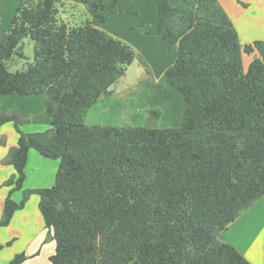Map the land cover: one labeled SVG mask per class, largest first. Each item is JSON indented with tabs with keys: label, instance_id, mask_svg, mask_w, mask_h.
<instances>
[{
	"label": "trees",
	"instance_id": "1",
	"mask_svg": "<svg viewBox=\"0 0 264 264\" xmlns=\"http://www.w3.org/2000/svg\"><path fill=\"white\" fill-rule=\"evenodd\" d=\"M172 1L155 0L154 30L176 48L164 80L183 98L178 127L85 122L136 52L90 20L62 19L59 0H21L0 29V96L44 93L50 118L49 129L24 132L27 118L0 112V125L17 132L2 160L15 173L0 227L37 194L55 241L51 264H252L219 234L264 195V40L242 44L218 0ZM116 3H93L94 16L103 21ZM25 37L32 61L10 70ZM243 53L253 55L246 67ZM30 148L59 165L51 186L25 189L17 202Z\"/></svg>",
	"mask_w": 264,
	"mask_h": 264
},
{
	"label": "crops",
	"instance_id": "2",
	"mask_svg": "<svg viewBox=\"0 0 264 264\" xmlns=\"http://www.w3.org/2000/svg\"><path fill=\"white\" fill-rule=\"evenodd\" d=\"M218 1L221 3L228 17L237 29L240 40H245L248 43L255 39L264 40L263 0ZM6 19L8 20V17ZM156 21L157 11L155 21L151 22V24H147L145 27L144 25L140 27L137 32L140 36H136V38L133 36L130 38L123 36L124 39L123 37H121V39L131 44L133 47H138L137 41L141 43L145 42V40H147L146 37L150 39L153 37V39L160 41L159 39H161V37L155 30H151L149 33L146 32V30L155 26ZM93 22L94 18H91V23L94 24ZM132 37L134 38L133 40H131ZM135 60L138 61V54L137 58L133 61ZM137 68L142 70L139 65H137ZM164 68L165 67H163L160 72L162 77H164ZM160 75H158L157 81L161 78ZM150 78L151 76L148 75V79ZM114 84L111 86L113 90L111 96L100 97L98 101L89 108L85 117V122L87 124H98L101 121V124L113 125L115 123L112 122V119L106 121V117L112 115L116 122V120L118 121V115H121V111L124 113V109L128 111L127 115H129L130 118L132 117L130 109H132L135 102L132 96L133 92H128V88H126L124 90L125 94L123 97L121 96L122 100L120 104L116 103V95L120 92V89L118 88L116 91V89L113 88ZM0 97H3V95ZM23 97L26 98H21L22 100H19L15 96H12L14 101L23 102V104L21 103L22 107L16 108L22 116L28 119V122L23 123V126L21 125L20 128L25 132H31L32 130H45L50 127L49 117L43 116L37 119L34 118L37 111L31 105L28 106L25 104L26 101H32V99H34L32 97H35V95ZM154 105H157L159 108L163 107V105L153 101L145 105L144 109H149ZM2 106L1 104L0 112L7 110ZM131 120L133 121V119ZM9 123L5 122L0 125V136L3 137L5 133L9 136V147L0 146V217L2 215L5 197L10 188L5 185V181L15 173V170L10 164L1 162V158L5 155L7 148L13 147L17 140V132L12 123ZM58 165V159L43 156L36 149L30 148L25 165V179L22 189L41 188L53 184ZM20 190L13 192L11 195L13 200L17 202L22 199L20 196L21 192H19ZM37 198L33 200L32 207L27 206L30 200L26 201L22 208L13 213L9 223L0 227V243L3 245L0 249V264H8L15 254L21 252L25 253L27 258L20 264H51L49 256L55 251V241L47 238L48 229L44 225L43 218L38 208L39 196ZM219 239L234 245L250 263L264 264V195L246 209L238 218L229 223L227 228L220 232Z\"/></svg>",
	"mask_w": 264,
	"mask_h": 264
},
{
	"label": "rangeland",
	"instance_id": "3",
	"mask_svg": "<svg viewBox=\"0 0 264 264\" xmlns=\"http://www.w3.org/2000/svg\"><path fill=\"white\" fill-rule=\"evenodd\" d=\"M59 1V15L62 19L68 21L71 25L81 23L82 21L85 22L86 19L91 21V18H94L93 25H97L104 30L110 31L109 33L118 38H121L123 36L127 38L133 36L134 38H136V36H140L137 34L140 27H143L142 25H144L145 27L147 24H151V22L155 21L157 11L155 0H117L116 11L111 12L103 10L102 15L104 17V20L100 21L98 17L94 16L92 5L93 3H97L100 1L108 3L110 0ZM178 1L179 0H173L172 2L176 3ZM20 2L21 0H0L1 30H6L9 28L11 21L15 16L16 8L20 4ZM7 17L8 20L6 19ZM149 30H154V27L149 28ZM133 37L131 38V40L134 39ZM146 38L147 40H145V42H136L138 43V47L134 46L135 52H137L136 58L138 54V61H136V59L130 65H128L125 73L116 81L113 86L116 91L118 90V88L120 89V92H118V94L116 95V103L119 104L122 100L121 96L123 97V95L125 94L124 90L126 88H128V92H133L132 96L134 97L135 102L132 109H130L132 117L130 118L129 115H127L128 111L124 109V113H122L121 111V115H118V121L116 120L115 122L112 115H108L106 117V121L108 119H112V122L115 123L113 125L130 123L132 125L178 127L181 125L183 118L184 103L182 95L172 86L166 84L164 77L160 75L163 67H165V70L174 59L176 48L175 46H170L162 38L159 39L160 41H158L157 39H153V37H151V39L148 37ZM241 42L242 44L248 43L245 40H241ZM21 51L24 54V57H20L19 55L14 54L9 60L6 61V65L10 70L14 71L25 69L28 62L32 61L33 41L29 37H25L22 40ZM252 56V54L243 53L242 60L244 67L247 66ZM137 65H139L142 70H139L137 68ZM148 75L151 76L150 79H148ZM158 75L161 76L159 81H157ZM12 96H15L19 100H22L21 98H26L19 94H8L5 96L3 95V97H0V105L2 104V107L7 110L2 112H11L13 110L18 112L16 107H22L23 102L14 101V99H12ZM45 96L46 95L44 93L35 95V97H32L34 98L32 99V101H26L25 103L28 106L31 105L37 111V114H34V118L36 119L45 116L42 111L43 98ZM153 101L155 103L163 105V107L159 108L157 105H154L149 109H144L145 105H148ZM156 108H158V110L160 111L159 116L150 114L149 112L150 110ZM131 119H133V121ZM25 122H28V119ZM23 123L21 124L22 126ZM98 124H101V121ZM49 128L50 127H48L47 129ZM39 131H44V129ZM31 132H34V130H32ZM8 137L9 136L6 133L3 137L0 136V146L9 147ZM10 148H7L5 155L1 158V162ZM7 179H9V177ZM25 189L29 188H21V190L19 191L21 192V198L23 197V190ZM37 197L38 196L35 193L29 195L27 201H30L27 206L32 207L33 200H35Z\"/></svg>",
	"mask_w": 264,
	"mask_h": 264
}]
</instances>
